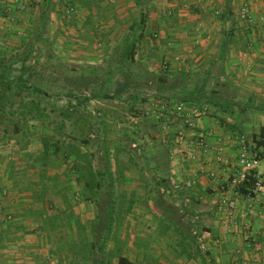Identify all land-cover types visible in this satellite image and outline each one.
I'll return each instance as SVG.
<instances>
[{
    "label": "crops",
    "instance_id": "1",
    "mask_svg": "<svg viewBox=\"0 0 264 264\" xmlns=\"http://www.w3.org/2000/svg\"><path fill=\"white\" fill-rule=\"evenodd\" d=\"M12 1L16 5L26 2ZM94 1L92 6L89 0L87 13L100 16L96 18L103 32L111 26L114 43H123L137 27L143 31L136 46L146 45L144 52L136 49L129 66L124 61L121 65L123 58H118L119 63L109 74L114 92H103L117 93L112 98L117 100L124 88L117 76L132 79L141 78L142 73L158 75L162 78L156 84L160 94L172 100H176L174 96H187L190 100L186 103L203 114L186 128L185 141L179 144L176 127L166 130L153 118L129 116L130 120L121 121L118 116H109L106 108L87 110L88 117L81 123L88 149L79 145L84 154L79 159L67 155L78 165L88 160L94 169L102 168L108 158L114 190L116 181L122 179V188L128 192L126 199H114L116 207H122L123 225L117 224L106 241H99L102 231L94 229L98 206L92 199L83 201L75 190L72 195L67 192L63 200L57 199L58 208L48 209L46 194L51 188L43 203L33 198V193L40 190L37 177L28 186L7 180L2 183L5 190L0 196V264H72L75 255L69 251V244L80 241L94 242L97 252L103 248L105 256L111 255V264H119V254L130 264H264V192L251 200L241 191L231 218L217 202L228 174L225 161L235 160L238 138L244 136L251 144L252 135L264 126V0ZM244 2L251 7L249 23L238 19L237 12ZM14 8L1 18L6 25H0L1 34L11 30L8 25L16 28L20 8ZM215 9L221 10L219 17L213 16ZM128 16L129 26L119 36L115 28ZM106 19L109 21L104 24ZM154 33L159 37L153 38ZM199 36L201 40L195 44ZM176 56H185L186 62H177ZM163 62H168L167 69L162 68ZM139 64L144 71L131 69ZM92 99L99 105L107 100ZM135 99L130 101V109L141 105ZM121 103L117 100L115 107ZM90 107L87 105V109ZM168 132L173 134L169 136ZM200 134L204 137L203 147L194 143ZM98 143L101 146L96 147ZM183 149L186 156L181 154ZM210 171L217 177L211 178ZM140 173L151 179L140 180ZM159 177H166L167 182ZM187 180L192 181L190 187L185 185ZM158 191L161 197H167L166 202L156 195ZM103 202L106 204L105 199ZM176 213L178 219L184 216L194 223L191 232L173 223ZM192 236L198 244L202 240L203 247H199L206 255L185 244L186 237Z\"/></svg>",
    "mask_w": 264,
    "mask_h": 264
},
{
    "label": "rangeland",
    "instance_id": "2",
    "mask_svg": "<svg viewBox=\"0 0 264 264\" xmlns=\"http://www.w3.org/2000/svg\"><path fill=\"white\" fill-rule=\"evenodd\" d=\"M0 2L3 3V5L0 3V25L2 27H6V25L1 18L7 17L8 14L13 11L14 7L20 8V12L18 13L20 19L15 21L16 28H12L9 25L7 26V28H11L8 33L6 32L8 35L7 39H5L6 33H0V68H6L10 65L9 67L12 69V75L17 74L18 70L21 69L28 78V82L40 86L49 92V96L40 103L41 107L46 106L45 112L49 116L46 119L44 118V120H59L60 115L58 111L68 104L66 92L69 90H72L73 93L71 94L75 96L82 94L81 97L83 98V95H89L110 77L109 74L115 65L113 60L121 56L124 46L123 43H114V37L110 36L109 29L111 26L105 27V30H107L104 31L105 33L100 29L101 23L97 19L100 17L99 15L92 14V12L88 15L87 12L90 8L86 6H88L89 0H51L44 24L41 19V12L45 8H42V3H40L43 2V0H26L25 3L22 2L20 5H16V1L12 0H0ZM92 3V6H94L95 1L92 0L91 4ZM93 9L96 11L98 8ZM108 9L109 8H106L107 11L110 10ZM108 16L110 20L113 17L110 14ZM135 16L131 15V18ZM94 17L97 18L95 19ZM83 18H86L84 22L81 21ZM128 18L129 16L123 23L118 24L120 27L115 28L116 31H119L117 32L119 36L122 35L121 30L129 26L128 23L130 21H128ZM108 19H106V23L104 24L108 23ZM123 24L126 25L123 26L124 28L122 27ZM31 44L33 45L32 48L30 47ZM145 47L146 45L139 44V46H136L135 51L137 49L139 52L140 50L144 52ZM26 52H29L28 57L22 62L21 58L24 57V53ZM89 60H91V62H88ZM92 68L94 69L91 70ZM131 69L139 70L140 72L144 71L141 64L135 67L131 66ZM117 79L119 80V84H123L124 86L120 93V99L118 98L117 100H121L124 103L116 105L115 107L116 99L110 98L102 100L104 101V105H99L95 99H92L78 106L77 111L73 113L72 116L78 117V115L81 114L82 118H85L87 115L85 110L106 108L109 112V116H118L121 121L123 119L130 120V118L134 116H139L142 119L147 118L149 120L155 118L153 116L156 112V114H158L160 110H163L156 105L160 102L159 100L162 99L156 94L159 92L156 86V84H158L156 76H143L142 73L141 78L133 77L131 79L117 76L116 80ZM104 86L107 92H114L115 84L113 78L110 79L109 83H105ZM25 91L26 90L23 91L22 96L25 95ZM29 94L30 97L34 98L32 92ZM133 98H136L134 102L140 101L142 103L139 107L130 109L128 106ZM11 101L12 106L6 102L4 104V110H0L1 186L2 183H6L7 180L13 179L15 182L17 181V184L20 186H28L36 182V177L38 180L40 179L39 174H44L42 180L52 189L48 192V195L46 194V197L49 198L47 207L48 209L58 208L57 199L59 201L63 200V198L67 196V192L72 195L75 190H78L80 194L81 183L75 180V174L72 173L73 169H71L73 168L72 166L76 164L73 163L71 158H55V160L49 159L47 161L48 164L44 165L42 168L41 165L43 164L41 161H37L36 158L40 155L42 149L40 138L42 134L48 133L47 128H45L46 125L41 124V122L44 121L30 118V114H27L26 117L29 120L25 123V120L21 119L20 130L13 128L9 119L14 120L20 116L18 109L20 98L15 96L11 98ZM69 102L74 106V99ZM126 102L129 103L125 105ZM87 105L91 106L90 109H87ZM51 108L54 109V111H52ZM129 116L131 117L128 118ZM158 116L159 117L156 119L161 120L159 123H162L161 126L164 125V129L166 130H170V126L172 128L176 127V129L180 126L178 120L168 118L165 113ZM70 129L71 126L65 124L63 131L69 135L68 132ZM16 130H18V132H15ZM141 130H143V127H141ZM78 131V128L74 129V134L77 135ZM123 134L126 133L123 132ZM169 134L168 132L167 135ZM68 137L69 136L66 137V140L70 142L74 140ZM76 143L86 148L89 145L88 142L83 144L77 141ZM99 146L101 145L98 143L96 147ZM92 148H95L94 144ZM29 164L34 165L31 168ZM139 178L140 180H147V178L148 180L151 179L144 173H140ZM116 183L117 189L114 191V199H126L128 192L122 188V179L117 180ZM106 194L107 192L102 189V198L105 200ZM156 195H160L159 191ZM160 198L161 201L166 202L164 198L167 197L163 198L160 195ZM87 200H91V198ZM83 201H86V199H83ZM106 206V204L101 203V218L104 217L103 212ZM178 216L177 213L172 216L174 220L173 223H178L186 231L191 232L195 226L194 223L184 216L178 219ZM123 223L121 217L119 225H123ZM98 225L101 227V223ZM101 231L102 230L99 229L98 232L100 233Z\"/></svg>",
    "mask_w": 264,
    "mask_h": 264
},
{
    "label": "trees",
    "instance_id": "3",
    "mask_svg": "<svg viewBox=\"0 0 264 264\" xmlns=\"http://www.w3.org/2000/svg\"><path fill=\"white\" fill-rule=\"evenodd\" d=\"M50 2L51 0H43L42 3V8H45L41 12V19L44 21L47 17V9L50 8ZM140 22H142L140 20ZM141 26V24H140ZM140 30V32H139ZM143 29H139L137 27L132 28L131 35L129 37H125L123 41V51L121 54V65L122 61H124L125 66H129L132 62V59L135 54V48H136V42L138 41L139 37L142 35ZM32 44L30 47L32 48ZM30 52V51H29ZM28 52V53H29ZM28 53H24V57H20L22 62L25 61L28 57ZM115 67L117 65L116 62L119 63L120 59H115ZM18 61V60H17ZM10 66V65H9ZM7 66L6 68H0V110H4L5 106L4 104L7 102L9 103L10 106H12V97H19L20 98V103H19V113L20 116L17 117L16 119H9L10 123H12L13 128H17L20 130V122L22 121L21 119L28 121L29 119L26 117V115L30 114V118L34 119H40L42 121L44 118H48V114L45 112L46 106L41 107V104L44 99H46L47 96H49V92L45 90L44 88L34 85L30 82H28V78L24 74L23 70H18L17 74L12 75V69L11 67ZM92 68L91 70H93ZM167 69V68H166ZM156 78L158 79V82H162V78L158 75H155ZM110 79L112 77L110 76L107 78L98 89H95L92 93L89 95H83V98L81 97L82 94H78L77 96L71 94L73 93L72 90H69L66 92V100L68 101V104L65 107H62L58 111V114L60 115L59 120H47L45 123L41 122L42 125H46L45 128H47L48 133L42 134L40 141H41V152L40 155L36 158L37 161H41V163L44 165L48 164L49 159H54L55 158H63L66 159L68 158L67 154H73L76 158H80V156H84V154L80 153L79 145L76 143L79 141L80 143L86 144L87 140L84 138L85 135V127L81 123L82 115L79 114L78 118L77 116L74 117L72 116L73 113L77 111L78 106L83 105L84 102H88L92 98H104V99H110L113 98L114 95H117V93L113 94H107L104 91V85L105 83H109ZM164 82L167 81L164 79ZM25 91V95L22 96L23 91ZM32 90V91H30ZM98 91V92H97ZM34 94V98L30 97L29 93ZM158 96L161 98H168V96L164 94H160V92L156 93ZM190 96V95H189ZM30 97V98H29ZM187 97V96H186ZM186 97H178L176 96L172 97L175 98L178 101H183L187 102V100H190V98ZM72 99L75 100V104H71L69 101ZM2 100V102H1ZM83 100V101H82ZM215 102V103H214ZM212 103L215 105H218L216 101L212 100ZM52 109V108H51ZM54 111V109H52ZM87 111V110H85ZM89 112V111H88ZM87 116V115H86ZM85 116V119L88 117ZM74 117V118H73ZM91 118V116H89ZM79 119V120H77ZM154 121L161 122V120L153 118ZM69 121V125L71 126L70 131L68 132L69 135L64 132V127H65V122ZM78 128L79 131L77 135L74 134V129ZM15 132H18L16 130ZM173 134V133H172ZM170 133L169 136L172 135ZM69 136L68 138L74 139V142H70L66 140V137ZM72 137H71V136ZM76 141V142H75ZM170 142V141H169ZM169 145V144H168ZM251 146V149L257 150L259 147H264V126H261L259 129L258 133H255L252 135V142L249 144ZM167 149V148H166ZM160 153L161 150H159ZM160 159V158H159ZM87 160V159H85ZM88 161V160H87ZM85 161L81 165H74L72 166L73 169L72 173L75 174V180L78 183H81V191L80 194L81 196L84 197V199H93L95 204L98 206V213L96 215V222L95 227L100 228L102 230V236L98 238L99 241L102 240V242L106 241L108 238L109 233L111 232L112 228L116 226L117 224L120 223L121 219V212H122V207L118 206L116 207L115 200H114V182L115 178L113 177V173L110 170V163L108 158H106L104 166L102 168H92V166L89 164V161ZM136 162V161H135ZM133 162V163H135ZM30 167L32 168L33 165L29 164ZM43 172V171H42ZM44 174H39V184H40V190L37 192L33 193V198L36 200L41 201L42 203L44 202L45 194L49 190V187L45 184V182L42 180ZM160 180H164L163 182H167L166 177H159ZM158 180V184H159ZM5 186H1L0 183V195L2 192L5 190ZM102 189H104L107 194H106V208L103 212L104 217H100V208H101V203L103 202L102 198ZM79 194V193H78ZM101 223L100 225H98ZM97 226V227H96ZM185 238V237H184ZM115 241L117 239L115 238ZM116 246H118L119 241L115 242ZM185 244L188 246V248H197V252L202 253L201 249L199 247V244L197 243V238L195 236L193 237H186ZM119 247V246H118ZM69 251L75 255V261L73 260L74 264L76 261L78 263L76 264H111L110 256H105L103 253V248H99V252L95 251V244L94 242H78L76 244H69ZM207 253H202L201 255H206ZM190 255V254H189ZM204 257V256H203ZM119 264H130L124 258L122 255L119 254Z\"/></svg>",
    "mask_w": 264,
    "mask_h": 264
},
{
    "label": "built area",
    "instance_id": "4",
    "mask_svg": "<svg viewBox=\"0 0 264 264\" xmlns=\"http://www.w3.org/2000/svg\"><path fill=\"white\" fill-rule=\"evenodd\" d=\"M220 14V9H215L213 11L214 17H219ZM237 14L240 21L247 23L252 21L251 7L246 2L240 5ZM158 37V33L153 34V38ZM200 37L201 36L196 39L195 44H199L201 40ZM175 60L177 62H186L185 56H176ZM167 66L168 62L162 63L164 69H166ZM159 101L160 102L156 105L163 110H160L158 114H156V112L153 117L157 118L159 117L158 115H163V113H165L168 118L178 120L180 126L176 129L177 140H179V144L183 143L186 137V130L192 127L193 120L201 116L203 111L183 101L168 98H162ZM194 143L197 147H203L205 145L203 135L200 134ZM238 144L239 150L235 160L229 163L225 161L228 167V174L226 180L223 182L222 193L217 201L219 207L227 211L229 218L232 217V212H234L237 206L236 196L240 194L241 191L244 190L247 197L251 200H254L256 196L264 192V147L261 146L257 150L251 149V146L247 143L244 136L238 138ZM186 153V150H181L182 155L186 156ZM217 159L221 160L222 158L218 156ZM209 176L213 179L217 177L214 171H210ZM185 185L190 187L192 181L187 180ZM199 244L200 247H203L202 240H199Z\"/></svg>",
    "mask_w": 264,
    "mask_h": 264
}]
</instances>
